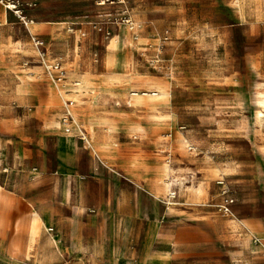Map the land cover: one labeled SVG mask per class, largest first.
Listing matches in <instances>:
<instances>
[{
  "label": "rangeland",
  "instance_id": "1",
  "mask_svg": "<svg viewBox=\"0 0 264 264\" xmlns=\"http://www.w3.org/2000/svg\"><path fill=\"white\" fill-rule=\"evenodd\" d=\"M29 1L22 0L26 14L38 7ZM60 1L55 8H64L70 21L57 43L28 31L10 11L12 23L0 32V94L7 95L0 96V120L10 122L9 131L19 126L26 141L21 149V137L5 134L0 185L52 228L24 238L17 256L18 228L8 225L0 264H264V0ZM5 58L17 60L13 70L4 68ZM8 72L14 81L2 78ZM62 74H85L100 92L63 100L53 89L50 98L19 106L6 94L11 86L3 85L50 86ZM70 101L75 112L93 118L96 138L107 145L101 161L73 127ZM50 121L59 128L42 148L41 131ZM66 127L80 143L72 160L87 203L79 213L47 203L61 185L56 138ZM110 148L129 171L119 189L140 201L134 213L132 203L119 209L123 260L108 248L109 214L116 209L91 203L106 196L115 175ZM166 163L174 174L165 177ZM174 175L181 184L176 202L157 203L154 224L150 198ZM226 198L229 212L222 207ZM235 251L242 256L233 257Z\"/></svg>",
  "mask_w": 264,
  "mask_h": 264
},
{
  "label": "crops",
  "instance_id": "2",
  "mask_svg": "<svg viewBox=\"0 0 264 264\" xmlns=\"http://www.w3.org/2000/svg\"><path fill=\"white\" fill-rule=\"evenodd\" d=\"M6 0H0V32L5 30V25H9L12 23V17L10 13H7L5 9H2V4ZM27 1V0H26ZM38 2V7L33 12H28V16L33 18V22L31 25L28 26V29H31L33 33L37 35H42L49 37L52 42L57 43L59 41V33L65 30V26L70 21L69 13L65 11V9L55 8V3L61 2L60 0H36ZM37 6V5H36ZM112 32V31H110ZM64 36V34H63ZM5 43H7L5 41ZM17 60L13 59H4V68L6 67L9 70H13V63ZM32 74V73H31ZM13 74L8 72L5 76H2L4 79H8L9 81L13 80ZM85 74L77 75V76H70L68 75L67 81L65 82V89L67 92H70L71 95L67 96L74 97L78 96L79 94L89 93V95L93 98L97 93H99V88L96 87V83L92 82L90 79L86 78ZM75 81H80L82 85L80 87H74L73 83ZM3 85L11 86L10 91L6 94L12 97V102L14 104H18L19 106H25L30 99L35 98H50L52 94H54V88L52 85H33V84H25V83H7L4 82ZM95 85V86H94ZM80 90V91H79ZM86 90V91H85ZM78 94V95H77ZM131 95V94H130ZM0 96H7L4 94H0ZM11 101V100H10ZM74 110V109H73ZM74 116L81 126L82 129L85 130V135L87 140L90 142L92 150L86 145L83 141L84 146L90 149L92 155L97 158L98 160H102V155L104 149L106 148V144L103 142L102 139L96 138V131H95V123L92 117H89L85 113H77L74 110ZM9 123L7 120L3 121L0 120V151L4 149L6 142H5V134L7 133H14L17 136L21 137L16 143L19 144V148H25L26 141L22 139L24 137L23 130L16 125V128L13 131H9ZM57 126L54 122L50 121L46 123V125L42 128L41 135H40V146L43 148L45 143V137L47 135L53 134L56 132ZM139 129V127H131L130 130ZM60 136V137H59ZM64 136V137H63ZM72 136V137H71ZM109 146V144H108ZM80 143L77 142L75 137L72 133H60L56 138V152H57V159H58V180L61 182L60 188L57 190V194L54 195L53 189V199L51 201L48 200L47 203H60L63 206L71 208L70 210L79 213L82 209V203H87L85 200L82 189L80 185L75 184L76 178L74 175L77 174V170L73 165V157L78 154ZM109 148V147H108ZM107 148V150H108ZM116 149L110 148L107 155H110L107 158L114 159L112 161L114 166H116L115 175H112V181L110 185L106 189V196L104 198H97L91 203H109L112 209H116V211H111L109 214V235H110V242L108 248H111L113 254L115 256L121 257V251L119 246L116 244V239L118 236L122 234L125 235V231L119 225V218L118 216H124L119 211L122 203H132L131 206V213H134L135 204L140 203L138 197L136 195H132L130 199L125 198L126 196L123 192L119 189V183L121 182L122 177L129 175L128 168L125 169V166L116 161L118 159L114 156L116 154ZM114 152V153H113ZM117 155V154H116ZM111 162V160H110ZM118 163V164H117ZM169 173H174V170L169 166V164H165L163 166L162 176H167ZM176 186L177 191L172 190L175 192V197L180 192L181 184L177 181V178L171 180V183H166V180L162 183V185L153 193L150 198V213L152 215L153 223L156 224V217H157V203H164L167 201V195L171 191L172 186ZM159 191V192H158ZM163 192V193H162ZM161 194V195H160ZM175 198L173 199V203H175ZM22 203L15 193L7 191L0 185V238H4L6 235V241L8 239V230H10V226L8 225H17V233L15 235L16 239H20L19 248L21 247L20 253L22 254L26 248L24 245V238L29 237L33 238L38 232L45 228L47 231H52V228L48 225V222L45 219H42L41 216H36L33 214L32 211H29L27 208L22 207L20 205ZM108 204V205H109ZM8 205V206H7ZM7 207L11 209L9 214L7 213ZM16 214H13L14 211ZM126 216V215H125ZM38 223V224H37ZM22 224V225H21ZM14 227V226H13ZM34 228V229H33ZM12 229V227H11ZM12 234V233H11ZM14 234V231H13ZM55 247L58 250L62 249L61 244L59 241L54 238ZM252 244V243H251ZM4 245V252L6 253V242ZM2 246V244H1ZM7 254V253H6ZM16 256V257H17ZM235 258H240L242 253L239 251H235L232 254ZM153 260H159V258H151ZM123 260V259H122ZM156 262V261H155ZM163 262V261H162ZM157 263V262H156Z\"/></svg>",
  "mask_w": 264,
  "mask_h": 264
},
{
  "label": "bare ground",
  "instance_id": "3",
  "mask_svg": "<svg viewBox=\"0 0 264 264\" xmlns=\"http://www.w3.org/2000/svg\"><path fill=\"white\" fill-rule=\"evenodd\" d=\"M120 2V1H119ZM122 3H123V1H121ZM100 4H103V2H100ZM123 21L125 22V25H123V27L128 31L129 29H131V24L132 23H130L129 22V20L128 19H126V17L123 19ZM32 24V22L31 23H29L28 24V26L29 25H31ZM121 27H122V25H121ZM118 29V28H117ZM122 29V28H121ZM112 34V33H111ZM111 36V35H110ZM119 37H120V35H119ZM119 39V38H118ZM121 40V39H120ZM118 43L120 42V41H117ZM122 42V41H121ZM121 42H120V44H121ZM119 47V46H118ZM67 77H68V75H65V74H62V77L60 78V79H58V81H54V83L53 84H51L52 85V87L54 88V89H56L57 90V92L59 93V96L63 99V100H65V97H67V89H65V82L67 81ZM80 85V82H78V81H75L74 83H73V86L74 87H78ZM80 91V90H79ZM86 91V90H85ZM137 95V93H131V96H136ZM140 95H149V96H156L157 95V93H155V92H151V93H148V92H142V93H140ZM163 95V94H162ZM66 110H67V114L70 116V118H71V120H72V125H73V127L76 129V130H79L80 131V133L83 135V141L86 143V145L92 150V147H91V144H90V142L87 140V137H86V135L83 133V131H82V128H81V126L79 125V123L77 122V120H76V118H75V116H74V110L73 109H71V107L70 106H72L73 105V101H70L68 104H67V102H66ZM69 131H70V129L68 128V127H66L65 128V130L63 131V133H67V134H69ZM60 137V136H59ZM64 137V136H63ZM72 137V136H71ZM174 174V173H173ZM159 190V189H158ZM159 192V191H158ZM163 193V192H162ZM161 195V194H160ZM168 195H169V197H167V201L165 202L167 205H169V204H173V199L175 198V192L174 191H170L169 193H168ZM38 224V223H37ZM22 225V224H21ZM34 229V228H33ZM20 240V239H19Z\"/></svg>",
  "mask_w": 264,
  "mask_h": 264
},
{
  "label": "built area",
  "instance_id": "4",
  "mask_svg": "<svg viewBox=\"0 0 264 264\" xmlns=\"http://www.w3.org/2000/svg\"><path fill=\"white\" fill-rule=\"evenodd\" d=\"M6 1H7V3L3 4V8L6 11L12 12V14L21 22V24L24 26V28H26L28 30V24L33 22V21L30 20L28 18V14H26L24 12V8H22V6H23L22 0H6ZM103 4H104V2H103ZM36 5H37L36 0H31L27 3V6L30 8L36 7ZM30 38H31V41H32L34 47L39 51V46L41 45L39 40H37L34 36H31V35H30ZM42 62H43V60H42ZM43 64L45 66L46 71H48V68L45 65V63H43ZM221 183L222 182H220V184ZM230 203H231V200H229L228 198H226L224 200L222 207H223L225 212H229Z\"/></svg>",
  "mask_w": 264,
  "mask_h": 264
}]
</instances>
